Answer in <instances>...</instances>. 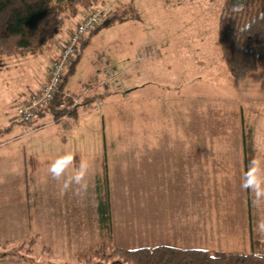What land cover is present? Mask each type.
<instances>
[{
  "label": "rangeland",
  "instance_id": "374dc122",
  "mask_svg": "<svg viewBox=\"0 0 264 264\" xmlns=\"http://www.w3.org/2000/svg\"><path fill=\"white\" fill-rule=\"evenodd\" d=\"M102 3L113 5L103 24L89 33L86 43L78 49L77 62L73 71L67 73L64 88H69L66 90L69 92L82 93L76 94L80 97V107L86 90L94 94L107 84V92L101 91L104 98L94 99L92 105L85 108L87 112L79 115L83 116L78 123L68 117L54 122L48 110L31 121H22L19 112L10 115L12 110L6 112L0 106L2 117L11 116V119L10 116L8 118L9 123L0 120V128L10 126L7 131L10 134H6L7 128H2L5 131L1 130L0 134V167L10 160L9 156H12V163L21 157H30L29 153L36 154L39 160L46 159L47 163L37 169V173L43 174L34 186L41 192L60 191L63 196H59V199L66 196L62 201L66 207L54 203L57 208L63 210L68 209L69 203L75 205L73 220L75 222L78 217L75 226L80 230L81 239L86 242L93 241L96 235L93 236L88 230L96 229L93 226L97 217L95 188L97 178L103 176L105 167L115 207L114 225L120 242H126V239L129 245L140 246L146 240L154 241L174 232L170 229L152 230V217L144 215L147 211L161 216V222L166 226L167 218L171 224L176 211L188 210L189 215L183 222L193 221L197 208L214 213L211 214L212 222L193 227V231L202 230L203 233L206 231L203 228H209V248L248 251L249 215L245 201H251L255 227L264 233V64L256 75L245 80H236L230 75L222 59L218 39V19L223 0H99V4ZM128 7L129 10L125 11ZM134 8L136 12H133ZM59 38V33L52 38L54 44L57 43V50L52 56V51L44 50L36 57L23 56L32 53L16 57L19 60L10 62L14 74L23 76L26 82L33 77L42 78L45 75L44 67L47 74L53 59L58 57L61 46V42L57 41ZM6 57L11 59L9 56H2L1 59ZM10 65L8 62L0 65V74L5 71L7 73ZM96 69H101L100 73L107 77L103 79L104 82H100L101 86L98 85L101 74ZM160 70H169L171 73L158 76L156 79L159 81L152 79L154 84H144L152 77V73ZM112 76L114 78L111 82L109 79ZM167 76L176 78L175 84L180 82L191 86V100L189 98L187 101L191 103L186 104L184 109L186 102L176 100L182 93H179L178 88L173 89L174 99L171 98L169 104L172 111L170 124L163 110L159 111L161 117H166V129L172 130V133L160 138V127L154 123L156 119L152 120L149 113L139 107L148 96H153L152 89L160 90L159 95L165 93ZM139 85L145 91L137 96L136 87ZM27 90L28 93L21 101L35 91L27 88L22 91ZM150 107H153L152 98ZM179 110L186 113H180ZM138 118L145 124L144 131H139L143 137L142 147H179V144L181 147H189L191 141V147H210L208 154L216 157L217 162V155L227 157L217 169V185L210 188L211 177L209 184L206 182V187H209L206 190L210 197L209 203L196 194L203 192V181L200 180L184 182L189 189L183 184L180 194L189 199H186L188 201L183 206L173 204L178 196L169 201L163 196L168 194L165 188L174 185L175 179L172 178L173 173L168 177L161 176L163 166L153 161L154 158L138 157L135 151V147H141ZM245 126L253 128V143L257 149L250 172L249 196L244 185L242 160ZM74 156L77 160H74ZM215 161L209 159V168ZM174 164L169 165L168 174L171 169L174 172ZM45 166L49 170L45 171ZM11 168L13 174L4 177L0 183L19 192L23 187L20 184L23 176L19 175L20 172L13 165ZM146 168H149L148 172L145 171L148 174L142 175V170ZM47 175L58 182L49 180ZM101 183L104 184L102 180ZM70 193H78L80 197ZM12 211L4 210L5 213ZM63 214L72 217L68 210H64ZM15 219L10 229H0V239L6 235L14 238L27 231L20 216ZM180 223L177 221L176 224ZM66 231L53 232L56 237L53 244H47V239L40 236L32 243L27 241L22 249H18L19 242L9 244L6 249L16 255L30 252L27 255L34 258L35 264H73L76 245L68 239L72 237L69 224ZM28 238L24 237L23 240ZM45 245L52 247L47 249ZM30 247L31 250H26Z\"/></svg>",
  "mask_w": 264,
  "mask_h": 264
},
{
  "label": "trees",
  "instance_id": "16d2710c",
  "mask_svg": "<svg viewBox=\"0 0 264 264\" xmlns=\"http://www.w3.org/2000/svg\"><path fill=\"white\" fill-rule=\"evenodd\" d=\"M112 5L109 3L99 4V0H0V56L35 53L60 32L62 19L75 18L80 15L76 25L97 9L99 10L97 19L99 23L95 28L93 27L83 34L80 43L74 44L78 53L68 63L71 65L64 72L63 85L67 73L72 72V68L77 62L78 49L86 43L88 34L96 31L103 24ZM135 9H132L133 12H136ZM126 10H129V7ZM218 39L222 59L234 79L245 80L256 75L264 64V0H223L218 19ZM64 40L67 41L68 38L66 37ZM62 85L53 98L52 104L39 111L36 116L43 115L48 110L56 121L65 117L75 119L78 109L85 110V105L92 97L84 96L81 107L60 106L66 91L62 90ZM99 98L103 99L104 94H100ZM94 99H92L93 102ZM20 104H18L16 113L19 112ZM22 118L21 116L22 121H26ZM1 130L4 129L0 128V134ZM244 137L242 152L245 184L249 196L250 172L257 151L253 143L252 127H244ZM45 161H40L35 156L25 159L27 195L29 196L32 192L29 205L31 218L37 217L40 213L41 191L34 186L35 172L38 166L41 163L44 164ZM104 168L103 176L97 178L95 188L97 217L93 226H96L97 230H94L93 236L96 235L93 241L86 242L81 239V243L75 246L73 264H264V233L255 227L250 200L246 205L249 215L250 249L248 251L230 252L167 245L125 248L115 245L112 234L110 191ZM101 180L104 184L101 183ZM33 222L36 223L33 225L39 232L40 219H35ZM38 232L28 239L22 240L21 243L19 242L18 249H22L27 241L32 243L40 237ZM5 243L6 241H1L0 245H5ZM44 247L51 249L48 245ZM28 249L32 248H26V250ZM26 256L24 257L28 260H33L32 257ZM65 264H70V262Z\"/></svg>",
  "mask_w": 264,
  "mask_h": 264
},
{
  "label": "crops",
  "instance_id": "0c3cea01",
  "mask_svg": "<svg viewBox=\"0 0 264 264\" xmlns=\"http://www.w3.org/2000/svg\"><path fill=\"white\" fill-rule=\"evenodd\" d=\"M79 18H80V15L75 17V20H71V21L70 20L68 21V19H66V18L63 19V21L61 22L62 28L59 32L60 38L57 40V41H59V43L62 41L61 45L65 41L64 39L67 37L69 30L75 25V23L78 21L77 19H79ZM44 50L52 51V54L50 56L54 55L55 51L57 50V43L54 44V39H51L47 44L43 45L37 52L32 53L30 55H23V56H25V57L26 56L27 57H29V56L36 57V56H38L39 52H42ZM2 56H6V55L0 56V65L1 66L3 64H6L7 62H8V65H10L11 61H14L15 59H17L16 57H19V55H11V56H9V57H11V59H7L8 57H6V59H1ZM220 59H221V55H220ZM17 60H19V59H17ZM102 64H104L103 60H102ZM70 65H68L66 69H68L70 67ZM9 67H10V70L7 73L5 71V72L0 74V90H1L0 106L4 107L6 112H7V110L8 111L12 110V113L10 114V115H12V114L16 113V110L18 108V104L21 102V100L24 98V96L28 93V90L26 92H23L22 90H24L26 88L30 89V91L37 90L41 86V84L46 80V68L44 67V72H45L44 73L45 75L43 76L44 78L42 77V78L37 79V78L33 77L32 79L28 80V82H26V79L23 76L14 74L15 70L13 72V70L11 69V65ZM73 69L74 68H72V71H73ZM96 71L99 73L102 72L101 69H96ZM170 73H171V71H169V70H166V72L160 70L157 73H152V77L150 79H147L146 82H144V84H147V85L154 84L155 81H159V79H156V78H158V76L162 77V76H166ZM102 74H101V78L98 80L99 86H101L100 82H102L103 79L107 78V77H105L104 74L103 75ZM167 77H168V81H167L166 85L164 86L167 88L166 89L167 92L165 91L164 94L159 95L158 93H160V90L152 89L153 96H148L147 100L142 102L140 104V107H139V108H143L147 114L149 113L152 120L156 119V121H154V123H156L157 127H160L161 133H158V136H160V138L165 134L171 135V133H172L171 132L172 130L168 131L166 129V127L168 126V123L171 120L170 118L172 115V111L170 110L169 104L171 101L170 99L171 98H172V100L174 99L173 89L178 88L179 93H182L179 95V97L176 100L179 102H186L185 106H183L184 109H186V104L191 103V101H190V103L187 102L189 98L191 100V86L189 84L180 83V82L175 84L174 82L177 80L176 78H174V77L170 78L169 76H167ZM66 78H67V76H66ZM113 78H114V76H112V78H110L109 80L112 82ZM152 79H156V80L154 81ZM108 81H107V83H108ZM64 84H65V81L62 85V90H70L69 88H64ZM24 86H26V88H23ZM103 87H102L103 89H99V91L97 90L98 92H95L94 94H90V90H86V93H83V96L92 97V99L93 98L98 99L100 97V94H102L101 91L104 90L105 92H107V90H108L107 84H106V87L105 86H103ZM153 88H154V86H153ZM180 88L182 90H180ZM8 89H10V90H8ZM136 91H137V96H139L143 91H145V89L140 88V85H139L136 87ZM73 93L78 94V95L82 94V93H77V92H73ZM97 94H99V96ZM151 98L153 100V107H150ZM92 99L85 105V108L88 107V105H92ZM160 101H162V103H164V104H161ZM139 108L137 107V110H139ZM160 109L163 110L165 116L167 117L168 123L164 121V119L166 117H164V116L161 117V115L159 114V111H161ZM187 109H188V112H190V109L188 107H187ZM179 111H180V113H186V111H182V110H179ZM6 112H4V113H6ZM86 112L84 109H78V114H77V117L74 119V122L77 121V123H78L80 121L81 117ZM155 113H156L157 117L154 118V116H156ZM80 114H83V115L81 117H79ZM10 115H8L6 117H2V115H0V120H2L3 123H9L8 118ZM10 119H11V116H10ZM52 119H53V117H52ZM66 121L69 122L68 120H66ZM54 122H57V121L54 120ZM138 123H139L138 136H139V143L141 145V147H135V148H137V149H135V151L138 153V157L144 158V157L149 156V157H152L151 159L154 158L153 161H155L156 163H159L160 165L162 164L163 170L161 172V176H163V177H168L171 173H173L172 178L175 179V183H174V185H169V187H167V189L165 188V191L168 194L163 195V196H165V198H167L168 201L170 199H172L174 196H178V198L175 199L176 202H174L173 204H175L177 206H183V204H185L188 201L186 199H189V197L186 196V198H184L180 194V190L182 189L184 182L185 181H191V179L192 180H200V181H203V185L201 186L203 192H201V191L196 192V194L198 196H201L204 201L209 203L210 197H209V194L206 192V190H209V187L208 186L206 187V182L209 184V177H211L210 188L212 189L213 187H215L217 185V178H216V174L218 173L217 169L220 167V164H221L220 162H222L227 157L219 154V155H217V157L219 158V160L217 162V161H215L216 157L210 156L208 154V152L211 151V150H209L210 147H204V148L203 147H191V145H190L191 141L189 143V147H181L180 144H179V147H142L143 146L142 145L143 137L140 136L141 133L139 131H142V132L144 131L145 124L143 122L139 121V118H138ZM4 125H7V124H4ZM9 127L10 126H4L2 128H7L6 129V132H7ZM165 130H166V132H165ZM181 132H182V126H181ZM6 134H10V132H7ZM190 135H191V133H190ZM242 147H243V143H242ZM139 152H141V153H139ZM28 155L37 157L36 154H33V153H29ZM9 157H10V160L6 163H3V165L0 167V182L4 181V177H7V176H10L13 174V170L11 168V165H13V168L18 173L20 172L19 175L23 176L21 178V182H20V184L23 187H21V190L18 192L15 188L9 187L5 184L0 183V229L3 227H6V230L10 229L11 228L10 226L12 224H14L16 221L15 218L17 216H20V221H21V223H23L22 221L25 222L24 226L26 225L25 230H27V231H25L23 234L21 233L20 235L15 236L14 238L10 237V235H6V237L0 239V242L1 241H7L5 243V245H0V250L2 252V254H0V264H35V260L33 257H32L33 260L27 259L28 257L26 255L30 254V252H26L23 254L16 255L12 252H8L6 249L9 244H13L15 242L21 243L24 237H31L33 234L38 232V231H36V228L33 225V224H36L33 222V220H35V219H40V223H39L40 230H39L38 234L43 239H47V244L55 243L56 237L53 235V232H58V231L67 232L66 229H67L68 224L70 225L71 230H72L71 231L72 237L68 238V239H70L72 242H74L76 244V246L78 243H81L80 230L75 226L78 223L79 219H78V217H76V221L74 222V220H73V213L75 210V205L73 203H69V207H67L68 209H63V210L54 206V203H57L58 205L62 204L63 207H66V203L62 202L66 196L63 198H60V199L58 198L59 196H63L62 194H60V191L59 192H57V191L56 192H49L48 190H45V192H41L40 193V200H41V202H40V213L37 217L31 218V216L29 215V205H30L32 192H30L29 196L27 195L26 184H25L26 180H25V174H24L25 158L21 157V158H19V161L17 160L16 163H12L13 162L11 160L12 156H9ZM211 158L215 162H214L213 166L211 168H209L208 161ZM231 159H233V157ZM44 160H46V159L40 158V161H44ZM74 160H76V156H74ZM105 160H107V157H105ZM242 160H243V158H242ZM45 163H47V161H45L44 164ZM77 163H76V165H77ZM172 163H175L174 164L175 170H174V172L173 171L171 172V170H172L171 169L170 173L168 174V170L170 167L169 165ZM23 164H24V169L22 168ZM42 165H43V163H41L38 166V168L43 167ZM214 166H217V168ZM148 169L146 168L144 171L142 170V175L148 174V173H146V172H148ZM243 169H244V163H243ZM47 170H49V169L47 166H45V171H47ZM108 172H109V169H108ZM222 172H224V165H222ZM35 173H36V182H37L38 178L40 176H42L43 173L42 172L37 173V171ZM196 174H198L199 176H196ZM244 174H245V172H244ZM137 175L139 176L138 173H137ZM48 178H49V180H51L53 182H58V180L53 179L50 176H48ZM244 185L246 186L245 180H244ZM187 188L189 189V186ZM53 189H55V188H52V190ZM46 191H48V192H46ZM71 194L78 195V197H80L78 193H70V195ZM69 196H68V198H69ZM220 197L223 199L222 195H220ZM159 199L163 200L161 197ZM57 200H59L61 202H59V201L56 202ZM110 200H111V219H112L113 243L115 241V244L117 246H121V247H125V248H138V247H143V246L167 245V246H174V247H181V248H200V249H210V250H223V249L209 248V247H211L210 246L211 244L209 242L208 235H207V232H209V228H207V227L203 228V229H206L205 233H203L202 230L193 231V227H201L207 221L212 222L211 214H214L213 211L208 212L207 209L201 210V209H197V208H196L194 213H197V215L201 218H199L197 215H195L193 221L189 220L187 222H183V219L186 218L187 215H189L188 210H183L182 212L176 211L173 222L170 224V222L167 218L166 226L161 222V219H160L161 216H159L157 214H153L152 212L148 213V211H147L146 213H144V215H149L152 217V230L168 231V229H170V230H173L174 232H172L169 235H163L160 238L154 239V241H147L146 240V242H144V244H142L140 246L129 245L128 241L126 239H125L126 242H120L117 238L116 229H115V225H114L115 207H114V204L112 203L111 192H110ZM157 205H159V203ZM246 205H247V201H245V209H246ZM5 209H9V210H13V211H12V213H5L4 212ZM64 210L70 211L72 217L69 215H68V217L65 216V214H63ZM191 214H193V212H191ZM52 221L56 222L57 224L52 222ZM177 221H181L182 223L176 224ZM55 226H56V228L53 230H49L46 232L44 231V230L52 229ZM88 232L93 233L94 230H88ZM88 236H89V234H88ZM114 238H116L118 241H116ZM205 238H206V241H203V239H205ZM248 238H249V229H248ZM247 245L250 247V240H249ZM50 247H52V246L50 245ZM224 251H228V250H224ZM24 256H26L27 258ZM28 256L31 257L30 255H28Z\"/></svg>",
  "mask_w": 264,
  "mask_h": 264
},
{
  "label": "built area",
  "instance_id": "2783aa9c",
  "mask_svg": "<svg viewBox=\"0 0 264 264\" xmlns=\"http://www.w3.org/2000/svg\"><path fill=\"white\" fill-rule=\"evenodd\" d=\"M98 16L99 10L96 9L85 17L81 23H77L69 30L67 35L68 40L62 43L58 57L53 59L51 66L47 69L46 80L37 90L20 102L19 114L23 117V120L31 121L39 111L48 108L52 104L53 98L62 85L64 72L68 63L78 53L74 48V44L80 43L83 34L89 31V29L95 28L99 23L97 20ZM62 98L60 106H78L80 104V97L73 92L65 91Z\"/></svg>",
  "mask_w": 264,
  "mask_h": 264
}]
</instances>
